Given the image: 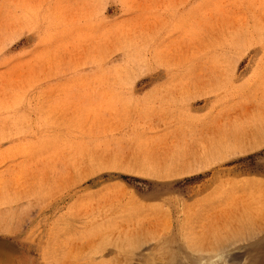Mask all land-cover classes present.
<instances>
[{"label":"rangeland","instance_id":"374dc122","mask_svg":"<svg viewBox=\"0 0 264 264\" xmlns=\"http://www.w3.org/2000/svg\"><path fill=\"white\" fill-rule=\"evenodd\" d=\"M213 260L264 264V0H0V264Z\"/></svg>","mask_w":264,"mask_h":264},{"label":"bare ground","instance_id":"6f19581e","mask_svg":"<svg viewBox=\"0 0 264 264\" xmlns=\"http://www.w3.org/2000/svg\"><path fill=\"white\" fill-rule=\"evenodd\" d=\"M244 204H245V203H244ZM237 216H238V215H237ZM227 218H228V217H227ZM260 221H261V220H260ZM232 222H233V221H232ZM217 225H218V224H217ZM218 226H219V225H218ZM236 227H237V226H236ZM218 229H219V228H218ZM215 230H216V229H215ZM234 230H235V229H234ZM229 232L231 233V231H229ZM228 234H229V233H228ZM235 234H236V233H235ZM237 234H238V233H237ZM225 239H226V238H225ZM212 240H213V238H212ZM222 240H224V239H222ZM217 241H218V240H217ZM195 242H196V241H195ZM215 243H216V242H215ZM215 243H214V244H215ZM218 243H219V242H218ZM234 243H235V242H234ZM211 244H212V243H211ZM187 245H188V244H187ZM224 245H225V243H224ZM214 247H215V246H214ZM217 249H218V247H217ZM208 255H209V254H208ZM216 255H219V254H216ZM191 256H192V255H191ZM209 257H210V256H209ZM195 258H196V257H195ZM213 258H214V257H213ZM216 258H217V257H215V259H216ZM218 258H221V257H218ZM221 259H222V258H221ZM200 260H201V259H200ZM208 260H209V259H208ZM211 260H212V259H211ZM213 261H214V260H213ZM218 261H219V259H218ZM218 261H217V262H218ZM220 261H221V260H220ZM224 261H225V259H224ZM198 262H199V261H198ZM202 262H203V261H202ZM221 262H222V261H221ZM195 263H196V262H195ZM210 263H211V262H210ZM210 263H209V264H210ZM213 263H215V261H214ZM223 263H224V262H223ZM223 263H222V264H223ZM196 264H203V263H200V262H199V263H196ZM205 264H206V263H205ZM207 264H208V263H207ZM215 264H216V263H215Z\"/></svg>","mask_w":264,"mask_h":264}]
</instances>
